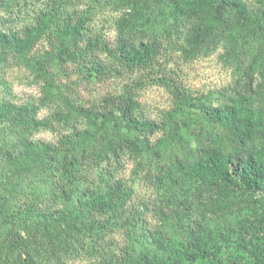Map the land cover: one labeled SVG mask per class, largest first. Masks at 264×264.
Masks as SVG:
<instances>
[{"label": "rangeland", "instance_id": "obj_1", "mask_svg": "<svg viewBox=\"0 0 264 264\" xmlns=\"http://www.w3.org/2000/svg\"><path fill=\"white\" fill-rule=\"evenodd\" d=\"M180 1L189 3L195 0ZM13 2L0 0V30L14 22L17 11ZM156 2L162 9L160 13L153 4L142 5V0H41L42 13L50 25L34 40L28 58L40 62L47 76L38 79L26 68L19 67L14 57H9L7 64L0 66L1 147L14 140L11 130L18 124L3 118L4 104L13 109L30 108L36 122L54 125L52 109H55V104H63V100L86 109L108 98L127 96L144 118L155 123L171 118L190 137L193 146L195 142L183 124L193 129L194 135L203 137L208 130L200 118L199 104L209 102L215 107L220 95L234 90L243 91L246 74L251 75V87L257 94L255 106L264 104V0H235L243 5L246 21L241 20L234 7H226L222 11L224 24L221 26L213 9L206 7L209 4L198 8L189 3V7L179 12L169 0ZM40 3L32 9L36 10ZM163 12L171 13L169 21L162 16ZM73 13L83 17V27L76 42L59 37L64 21ZM130 16L134 17L133 21L129 20ZM125 36L134 46L153 40L156 44L154 53L139 66L122 64L117 59L116 48L118 41ZM63 47L70 49L71 55L61 62L58 55ZM82 58L86 60L83 62ZM87 127L82 122L77 125L80 131ZM66 134L64 128L54 126L50 130L41 127L31 131L30 137L57 147L62 155L72 145L75 147L74 144L66 145ZM163 138L161 132L151 137L155 154L148 152L136 161L123 156L121 169L115 176L116 193L110 197L108 205L94 207L91 212L93 219L84 222L87 225L94 220L104 225L101 238L116 247L115 256L124 260V253L130 248L122 224L132 215L141 219L143 228L155 234L164 233L177 242H182L189 230L201 237L203 230L223 229L228 233V239L220 244L223 258L220 264H233L228 257L235 256L237 252L235 245L229 246V243L237 237L248 238L253 234L250 240L255 244H259V238L264 242V222L251 219L254 205L251 197L239 187L195 176L183 177V182L174 190L172 185L166 186L159 181L162 176L158 172L168 169L178 154L172 137ZM95 142H99L96 132L79 143L76 150L72 148L69 154H79L80 149L87 152L96 150ZM7 162V158L0 154V206L10 210H23L30 206L41 210L60 207V202L54 203L44 191L40 182L42 175L29 176L20 167L8 166ZM83 162L74 170L75 176L81 179L92 173L91 160ZM198 192L208 207L212 205L209 198L214 200L215 197L220 206L214 213L216 217L207 212L206 224L200 225L184 220L185 215L176 207L177 196L182 197L181 200H193ZM245 223L248 234L241 227L246 226L243 225ZM8 228V224L3 225L0 219V236ZM54 229L59 236L65 232L61 226L56 225ZM69 234L63 239L67 240ZM76 238L80 245L72 252L67 249L69 246L55 243L61 264H106L102 257L105 255L110 259L113 256L106 252L100 255V251L88 254L85 252L87 245H91L88 238L82 235H76ZM203 242L200 239L201 246H204ZM8 260L11 258L5 261ZM187 264L209 263L195 260V263L190 261ZM240 264H251V261L246 259Z\"/></svg>", "mask_w": 264, "mask_h": 264}, {"label": "trees", "instance_id": "obj_2", "mask_svg": "<svg viewBox=\"0 0 264 264\" xmlns=\"http://www.w3.org/2000/svg\"><path fill=\"white\" fill-rule=\"evenodd\" d=\"M156 1L158 0H142V5L146 7L153 4L160 13L162 9L158 8L160 4ZM40 2L41 0H14L17 11L14 22L5 30H0V66L7 64L9 57H14L19 67L26 68L38 79L47 76L45 69L40 62L30 61L28 54L34 40L50 25V21L42 13ZM169 2L179 12L189 7V3L198 8L199 5L205 8V5L209 4L206 7L213 9L214 17L220 26L224 24L222 11L226 7H234L235 13L242 21L247 19L243 5L235 0H208L206 4L204 0L189 3L180 0ZM37 3L40 4L33 10L32 7ZM161 14L169 21L170 12L169 15L166 12ZM172 14H175V11H172ZM129 20L133 21L134 17L130 16ZM82 27L83 17L73 13L64 21L59 37L70 38L76 42ZM155 46L153 40L134 46L125 36L118 41L117 59L122 64L139 66L154 53ZM70 55V49L60 48L58 60L62 62ZM85 60L82 58L83 62ZM244 79L243 91L234 90L229 94L220 95L217 106L213 107L209 102L199 104L200 118L208 130L203 137L194 135L193 129L183 124L185 131L191 134L194 146L190 137L180 130L171 118L162 123L146 119L137 110L133 100L127 96L108 98L101 104L86 109L63 100V104H55V109H52L54 125L36 122L34 112L30 108L13 109L4 104L3 118L10 122L17 121L19 125L15 123L16 129L11 130L14 140L6 146L0 145V154L7 158L8 166L20 167L32 177L42 175L40 182L44 191L54 203L60 202L61 205L57 209L45 210L36 206L23 210H10L0 206L1 222L9 227L8 231L0 236V263L61 264L55 243L69 246L67 249L71 252L76 251L80 245L76 235H82L91 243L90 246L87 245L86 253L92 255L100 251V255L105 252L113 255L110 259L105 255L102 257L106 264H187L190 261L195 263V260L220 264L223 261L220 244L228 239V233L220 228L208 231L202 228L201 237L193 235L192 230H189L187 237L182 242H177L164 233L155 234L143 228L141 219L132 215L122 224L130 248L124 253L125 259L120 260L115 256L118 251L116 247L101 238L104 225L94 220L87 225L84 222L93 219L91 212L94 207L108 205L110 197L116 193L115 176L121 169L123 156L136 161L148 152L155 154L151 137L161 132L163 139L172 137L178 154L173 158L174 163L168 165V169L158 172L159 176H162L159 178L160 182L166 186L172 185V189L177 190L183 182V177L197 176L201 180L213 178L217 184L237 186L251 197L254 205L251 219L263 223L264 104L255 106L254 98L257 94L251 87L252 77L246 74ZM261 98L262 96L259 101ZM80 122L88 127L82 131L78 130L77 125ZM22 124H26L25 128ZM54 126L67 130L64 136L66 145H75L62 155L57 147L43 140H32L30 137L31 131L41 127L51 130ZM95 132L99 139V142H95L96 150L91 153L80 149L79 154H69L72 148L76 150L79 143L90 138ZM86 159L92 162V173L87 178H77L74 170ZM205 190L209 192L207 188ZM198 193L193 200H181L182 197L177 196L176 207L185 215L184 220L200 225L199 223L206 224L204 218L207 212L214 215L220 206L215 197L214 200L209 198L212 205L208 207L200 192ZM251 223L254 224L253 221ZM56 225L70 233L67 240L63 238L67 237L68 233L64 232L59 236L54 229ZM241 227L247 231V225ZM252 235L248 238L237 237L229 243V246L235 245L237 252L235 256L228 257L233 264H240L246 259H249L251 264H264L263 238H259V244H255L250 240ZM200 239L204 241V246L200 245ZM8 257L11 260L5 261Z\"/></svg>", "mask_w": 264, "mask_h": 264}]
</instances>
